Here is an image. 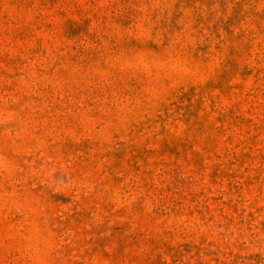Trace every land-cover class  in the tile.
I'll use <instances>...</instances> for the list:
<instances>
[{"label": "rangeland", "instance_id": "obj_1", "mask_svg": "<svg viewBox=\"0 0 264 264\" xmlns=\"http://www.w3.org/2000/svg\"><path fill=\"white\" fill-rule=\"evenodd\" d=\"M0 264H264V0H0Z\"/></svg>", "mask_w": 264, "mask_h": 264}]
</instances>
